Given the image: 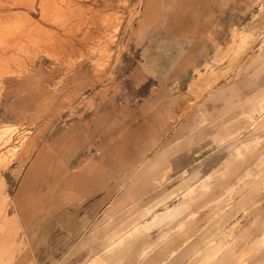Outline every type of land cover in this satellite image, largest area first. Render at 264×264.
Listing matches in <instances>:
<instances>
[{"label": "rangeland", "instance_id": "1", "mask_svg": "<svg viewBox=\"0 0 264 264\" xmlns=\"http://www.w3.org/2000/svg\"><path fill=\"white\" fill-rule=\"evenodd\" d=\"M0 264H264V0H0Z\"/></svg>", "mask_w": 264, "mask_h": 264}, {"label": "crops", "instance_id": "2", "mask_svg": "<svg viewBox=\"0 0 264 264\" xmlns=\"http://www.w3.org/2000/svg\"><path fill=\"white\" fill-rule=\"evenodd\" d=\"M158 59H159V56L155 54L154 55L155 63H157ZM196 72L200 73L201 69H196ZM47 153L48 152H47L46 148H42V150L40 152H38L37 156L34 158L35 159L34 162H32L33 165H31V168L29 170H27L24 179L25 178L27 179L30 175H32V174H34L36 172L35 169H36V167H38L37 165L43 163V159L47 158L46 155H45ZM15 173H16L17 177H20L22 174H24V172L18 173L17 171ZM187 205H188V202H187L186 198H184L173 209H170V208L167 209L166 208L164 210L155 211L153 213H160V215L157 216L155 219H153V222L160 223V224L165 225V226H169V225H171L173 223V221L175 219H178V217H179L181 212L185 211ZM155 207H156V205L155 204H151V203H149L148 205H145L144 209H143V212L141 213V217H145V216L149 215L150 213H152V211H154ZM126 241L130 242V241H128V239Z\"/></svg>", "mask_w": 264, "mask_h": 264}]
</instances>
